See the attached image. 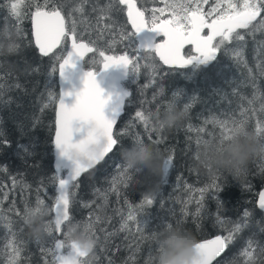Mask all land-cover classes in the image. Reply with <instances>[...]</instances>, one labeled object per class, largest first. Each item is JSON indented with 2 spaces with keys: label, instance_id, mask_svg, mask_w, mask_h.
<instances>
[{
  "label": "trees",
  "instance_id": "trees-1",
  "mask_svg": "<svg viewBox=\"0 0 264 264\" xmlns=\"http://www.w3.org/2000/svg\"><path fill=\"white\" fill-rule=\"evenodd\" d=\"M8 2L0 0V40H4L7 29L18 47L14 54L0 55V264H6L9 241L20 249L19 264H52V255L42 251L30 235L23 215L25 207L35 206L38 197L49 209L54 198L51 138L56 99H48L49 92L57 97L55 73H52L54 57L39 55L32 44L29 16L34 9H23L18 33L17 19L9 15L6 7ZM79 2L73 0L66 5L65 13ZM107 3L109 0H88L83 5L84 13L77 14V18L96 25L99 9ZM114 18L117 24L125 25L121 13ZM106 23L108 21L97 27L103 28ZM98 35H102V39L97 40L101 48L117 41L108 54L125 51L127 42L119 43V35L114 30L85 32L83 38L87 42L89 38L96 40ZM261 42H264V33L246 36L242 44H227L209 65H190L183 69L160 65L154 78L144 66L147 61L142 60L135 83L133 76L128 74L123 88L131 96L114 126L117 133L126 130L127 134L118 135L119 143L114 151L83 173L78 178V187L71 189L75 193L69 209L73 222L85 223L99 217L95 223L93 238L97 243L91 264H155V245L144 237L158 231L168 219L199 242L215 235H227V231L217 225V216L236 221L245 210L252 212L250 227L239 233L212 264H246L242 252L250 237L254 236L256 242L264 245V232L260 231L264 228V217L254 205L257 192L264 189V154L252 157L242 175L234 177L226 171L210 170L201 165L197 145L198 137L202 140L221 138L220 127L206 123L212 118L239 121L244 118V112L248 117V130L253 132L257 121L264 123V111L260 110L264 103V75L257 67L264 65V43ZM128 51L134 54L131 49ZM184 52L190 54L187 47ZM92 60L93 54H87L82 61L83 69H96L98 64L94 65ZM174 92L181 93L177 108L183 110L185 103L191 104L178 125L163 128L157 134L136 120L135 113L139 110L146 114L151 112L155 123L157 108L162 115ZM254 93L260 98L254 100ZM201 128L204 131H199ZM135 135L158 153L161 175L148 179L146 170L138 168L140 171L134 172L126 184L118 183L116 191H112L113 179L119 177L126 166L121 153L132 146ZM158 138L161 142L153 143ZM169 157L174 163L165 176L164 163ZM213 180L220 185V191L209 188L204 193L200 214L195 215L200 207L196 203L200 196L197 190L212 184ZM147 194H154L153 204L137 217L145 232H137L135 222H129V230H120L128 214V205H138ZM190 197L191 202L186 203ZM45 220L51 221L50 212ZM48 239L45 236L42 240ZM47 246L53 247V244ZM257 253L258 249L254 252L257 264H264V254Z\"/></svg>",
  "mask_w": 264,
  "mask_h": 264
},
{
  "label": "snow or ice",
  "instance_id": "snow-or-ice-1",
  "mask_svg": "<svg viewBox=\"0 0 264 264\" xmlns=\"http://www.w3.org/2000/svg\"><path fill=\"white\" fill-rule=\"evenodd\" d=\"M70 3H73V0H9L6 5L9 15L17 19L18 33L20 32L19 21L23 18V9L26 7L34 9L30 13L32 41L41 56L51 55L54 57L52 73L58 71L61 81L67 79V73L75 67L76 61H85V57L89 53L93 54L92 63L94 65H102L98 68L100 72L119 67L125 70V74L130 73L134 78L133 83H135L140 73V61L142 60L147 61L144 66L149 69V75L154 78L159 71L160 64L169 66V68L205 65L216 59L217 53L227 44L232 42L242 44L246 36L255 37L256 33H264V0H215V3L207 10L204 5L209 4V0H162L163 7L151 9L138 6V0H109V3L99 9L100 15L96 17V25L90 24L86 19L77 18V14L84 13L83 5L88 3V0H80L65 13L66 5ZM93 11H97V9L93 8ZM122 12H126L127 24L131 25V30H128L124 24H117L114 17ZM104 21H108V23L103 28H98L97 26ZM81 27H83V31H81ZM112 30L119 35V43L127 42L122 54H108L113 45L117 43L116 40L111 41L107 48H101L97 44V40L102 39V35H98L96 40L89 38L87 42L83 38L85 32L99 31L103 33ZM205 30H207L206 34ZM5 33L10 38L7 29H5ZM185 46H191V50L195 54H186ZM14 47L18 46L14 45ZM128 49H131L135 55H131ZM57 50L61 54L57 55ZM236 55L239 56L240 53L237 52ZM156 57L160 63L156 62ZM257 67L264 75V65L258 64ZM97 75L96 69L89 68L82 72V87L79 90L73 92L65 91L63 88L59 90L58 102L55 107V135L52 139L56 155L54 175L51 178L55 188L54 204L49 209L43 199L38 197L36 201L38 207L47 208L48 213L54 212V219L45 221L46 236L49 239L47 241L37 240L42 251L52 255V264H76L77 258L81 256L78 250L69 248L65 244L64 226L73 222L69 209L75 193L71 189L78 187L77 181L82 173L93 168L107 154L114 151L119 143L118 135L127 134L126 130L117 133L114 131V126L117 124L118 117L121 116L131 93L129 91L114 94L105 93L99 86ZM253 87L256 85L254 84ZM162 91L163 89H160V92ZM70 95H74L75 99L69 106L65 103V97ZM180 96L181 93L174 92L173 99L167 103L166 108L177 107L180 103ZM259 98L254 93L253 99ZM48 99L53 101L56 98L52 92H49ZM252 103L253 101H249V104ZM109 104H111L110 115H106L105 108ZM190 107L189 103L183 105L185 114ZM260 110L264 111V103ZM252 111L255 114L256 110ZM242 115L244 118L239 121L229 122L212 118L206 123L219 126L223 133L221 139H227L239 127L248 129V117L244 112ZM158 117L159 107L155 123H153L151 112L146 114L144 111L138 110L135 113L136 120L143 124L147 130L155 131L157 134L164 128ZM74 123H79L81 128L87 126L86 135L78 142H73L72 139ZM79 130L77 129V131ZM199 131L202 132L204 129L201 128ZM254 133L257 139L264 143V123L257 121ZM132 140L133 143L143 142L139 135L133 136ZM205 141L207 140L198 137L197 145L199 146L201 142ZM160 142L159 138L153 141V143ZM3 143L7 144L8 142L3 141ZM62 159L71 162L70 171L64 176L61 175V169L65 167ZM173 163L171 157L165 160V176ZM4 170L6 171V169ZM139 171L138 168L123 167L119 177L113 179L111 190L116 191L118 183L126 184L134 172L138 173ZM15 183L16 181L13 179V184L15 185ZM209 188H213L217 192L220 191V185L215 180L212 184L198 189L200 196L196 203L200 207L196 209L195 215L200 214L204 193ZM5 198H7V193H5ZM153 198L154 194H147L138 205H128V214L123 218L120 230H129V222H135L136 231L143 234L145 229L138 222L137 217L146 208L152 206ZM190 202L191 197L186 203ZM257 206L260 210H264V191L259 193ZM27 208L26 206L25 210ZM183 214L188 215L187 211H184ZM251 216L252 212L249 210H245L242 217L236 221H228L217 216V225L224 228L227 235H216L213 239L196 242L198 259L194 261V264H212L239 233L250 227ZM98 221L99 217H95V219L85 222L93 236L96 234L95 223ZM163 226H172L170 219L165 221ZM260 231L264 232V228H261ZM156 233L157 231L154 230L149 233L148 237H144L151 239L155 245L153 247L155 251H157ZM49 244H54V246L48 247ZM7 247L9 253L6 264H19L20 249L12 241H9ZM257 249V254H264V245L256 242L254 236L250 237L242 252L246 264H257L256 255H254Z\"/></svg>",
  "mask_w": 264,
  "mask_h": 264
},
{
  "label": "clouds",
  "instance_id": "clouds-1",
  "mask_svg": "<svg viewBox=\"0 0 264 264\" xmlns=\"http://www.w3.org/2000/svg\"><path fill=\"white\" fill-rule=\"evenodd\" d=\"M16 43L5 33L0 40V55H11L17 51ZM185 117L182 109L170 106L158 119L164 128L179 124ZM199 163L210 170H223L234 177L242 175L248 161L257 154H264V143L257 139L253 131L237 128L227 139H210L199 145ZM124 164L131 169L146 170L145 177L156 178L161 175L160 158L153 146L133 143L121 153ZM48 209L43 206H30L25 210L23 219L30 235L35 240H42L47 235L45 217ZM65 244L81 253L76 264H91L96 247V240L85 223L72 222L64 226ZM155 264H194L198 259L196 241L191 233L181 226H163L155 236Z\"/></svg>",
  "mask_w": 264,
  "mask_h": 264
},
{
  "label": "water",
  "instance_id": "water-1",
  "mask_svg": "<svg viewBox=\"0 0 264 264\" xmlns=\"http://www.w3.org/2000/svg\"><path fill=\"white\" fill-rule=\"evenodd\" d=\"M124 15H125L126 23H127L126 12H124ZM29 17H30V24H29L30 38H31V41H32L31 15ZM127 25L129 27V29L131 30V25L130 24H127ZM68 43L70 45V42H68ZM32 44H33L34 48L37 50L38 54L41 55L39 53V50L35 47V44H34L33 41H32ZM185 47H188L190 49V54H195V53L192 52L191 46H185ZM64 54H66V53H64ZM156 60L158 61V63H160L158 57H156ZM212 61L208 62L205 65H209ZM160 65L163 66V67L169 68V66L162 65V64H160ZM205 65H199V66H205ZM101 66L102 65L98 64V68L101 67ZM188 66H190V65H188ZM188 66H185L183 68H186ZM56 67L58 69V64L56 65ZM183 68H176V69H183ZM83 71H87V70L82 68V61H76L75 67L69 70V72L67 73V79H65L64 81H61V78H60V76L58 74V71L55 73V82H56V87H57V97H56V101L54 103V110H53V132H52L51 143H52V139L54 138V135H55V107H56V103L58 102L59 90L61 88H63L65 91H68V92H73L74 90H79V88H74L72 84H73L74 81L78 82V83L80 82V85L82 87L81 75H82ZM96 71L98 72L97 81L99 83V86L105 91V93H113L114 94L116 92L127 91L125 88H123V86H121V82H123L125 80V78H126V74H125V70L124 69L116 67V68H109V69H107V70H105L103 72H100L99 69H97ZM74 99H75L74 95L66 96L65 97V103L70 106L71 103L74 102ZM110 108H111V104L106 106V108H105V114L106 115H110V111H109ZM86 127L87 126L85 125V126H83V128H81V125L79 123H74V125H73V137H72L73 142H78L79 140L84 138V136L86 135V130H85ZM77 129H80V130L77 131ZM55 159H56V155H55V152H54V149H53V145H52V169H53V171H54ZM62 163L65 165V167H63L61 169V175L64 176V175H67V173L70 171L71 162L66 160V159H62ZM261 191H264V189H261V190H259L257 192L256 197H255V201H254V205H255V208L259 212H261L263 217H264V210H260L258 208V206H257V202H258V199H259V193ZM54 197H55V188H54ZM53 204H54V198H53V202L51 204L50 209L52 208ZM50 213H51V220H53L54 219V212H50ZM215 236L209 237L207 239H213ZM53 246H54V244H53Z\"/></svg>",
  "mask_w": 264,
  "mask_h": 264
},
{
  "label": "flooded vegetation",
  "instance_id": "flooded-vegetation-1",
  "mask_svg": "<svg viewBox=\"0 0 264 264\" xmlns=\"http://www.w3.org/2000/svg\"><path fill=\"white\" fill-rule=\"evenodd\" d=\"M214 3H215V0H209V4L204 5L205 10H207L208 8H210ZM138 6H142V7H144V8H149V7H153L154 5H151V1H150V0H149V1H147V0H138ZM120 7H123V6H120ZM121 16H122L123 21H124V23H125V25H126V28H127L128 30H130L129 27H128V25H127V23H126V19H125L124 12L121 13ZM206 32H207V30H205V34H206ZM187 48H188V47H187ZM188 50H189V53H190V49H189V48H188ZM89 54H90V53H89ZM121 54H122V53H121ZM98 59H99V58H98ZM82 68H83V67H82ZM97 69H98V66H97L96 70H97ZM86 70H88V69H86ZM127 76H128V74H126V78H125V80H124L123 82H121V86L124 85V83H125V81H126V79H127Z\"/></svg>",
  "mask_w": 264,
  "mask_h": 264
},
{
  "label": "rangeland",
  "instance_id": "rangeland-1",
  "mask_svg": "<svg viewBox=\"0 0 264 264\" xmlns=\"http://www.w3.org/2000/svg\"><path fill=\"white\" fill-rule=\"evenodd\" d=\"M147 1H149V0H147ZM150 1H151V5H154L153 7H163L164 6L162 3V0H150ZM153 7H149L147 9H151ZM131 55H135V53L131 54Z\"/></svg>",
  "mask_w": 264,
  "mask_h": 264
},
{
  "label": "bare ground",
  "instance_id": "bare-ground-1",
  "mask_svg": "<svg viewBox=\"0 0 264 264\" xmlns=\"http://www.w3.org/2000/svg\"><path fill=\"white\" fill-rule=\"evenodd\" d=\"M72 85H73L74 88H80L81 87L80 82L78 83V82L74 81Z\"/></svg>",
  "mask_w": 264,
  "mask_h": 264
}]
</instances>
